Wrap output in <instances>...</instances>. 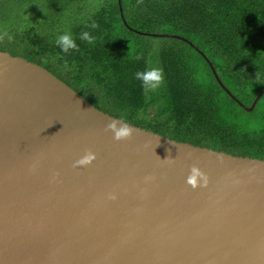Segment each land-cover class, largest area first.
I'll return each mask as SVG.
<instances>
[{"label":"water","instance_id":"obj_1","mask_svg":"<svg viewBox=\"0 0 264 264\" xmlns=\"http://www.w3.org/2000/svg\"><path fill=\"white\" fill-rule=\"evenodd\" d=\"M0 264H264V159L130 124L0 50Z\"/></svg>","mask_w":264,"mask_h":264},{"label":"trees","instance_id":"obj_2","mask_svg":"<svg viewBox=\"0 0 264 264\" xmlns=\"http://www.w3.org/2000/svg\"><path fill=\"white\" fill-rule=\"evenodd\" d=\"M248 31L264 41V0H0V50L44 66L130 124L264 159V94L250 111L239 104L264 89V54L241 46ZM65 32L78 50L56 45ZM149 67L165 79L146 94L135 73Z\"/></svg>","mask_w":264,"mask_h":264},{"label":"clouds","instance_id":"obj_3","mask_svg":"<svg viewBox=\"0 0 264 264\" xmlns=\"http://www.w3.org/2000/svg\"><path fill=\"white\" fill-rule=\"evenodd\" d=\"M95 25H93L94 27ZM81 39L87 40L88 43H93L94 38L89 35V33L85 32L82 34ZM56 45L64 52L67 53L70 49L78 50V46L75 44L74 38L72 37L70 32H65L59 35L56 39ZM135 78L141 81L142 88L144 92L150 93L155 91L164 83V73L162 68L158 67H149L143 71H137L135 73ZM123 119V117H122ZM106 131L111 130L114 134L113 138L117 141L124 139H131L134 129L129 127L125 123H119L117 120L110 121L106 126ZM96 158L95 153L91 150H88L87 153L77 160L74 164V167L77 165H88ZM166 159H171L168 157ZM192 173L188 179V183L193 187L196 186V176L200 175L203 177V185L207 184V177L203 176V173H200L199 170L193 166ZM150 179V177L148 178ZM116 196L114 193L109 194V199H115Z\"/></svg>","mask_w":264,"mask_h":264},{"label":"rangeland","instance_id":"obj_4","mask_svg":"<svg viewBox=\"0 0 264 264\" xmlns=\"http://www.w3.org/2000/svg\"><path fill=\"white\" fill-rule=\"evenodd\" d=\"M257 33L248 31L247 35L242 36V49L250 55H263L264 54V41ZM264 94V93H263ZM261 107L264 106V95L261 98Z\"/></svg>","mask_w":264,"mask_h":264}]
</instances>
